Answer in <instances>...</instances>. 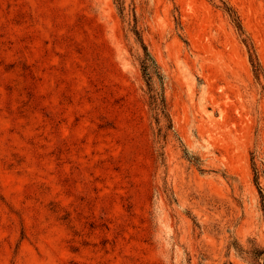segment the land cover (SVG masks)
I'll list each match as a JSON object with an SVG mask.
<instances>
[{"label": "rangeland", "instance_id": "obj_1", "mask_svg": "<svg viewBox=\"0 0 264 264\" xmlns=\"http://www.w3.org/2000/svg\"><path fill=\"white\" fill-rule=\"evenodd\" d=\"M0 264H264V0H0Z\"/></svg>", "mask_w": 264, "mask_h": 264}, {"label": "trees", "instance_id": "obj_2", "mask_svg": "<svg viewBox=\"0 0 264 264\" xmlns=\"http://www.w3.org/2000/svg\"><path fill=\"white\" fill-rule=\"evenodd\" d=\"M239 26H241V25H240V23H239ZM144 66H145V69H146V68H147V66H146V65H144Z\"/></svg>", "mask_w": 264, "mask_h": 264}]
</instances>
